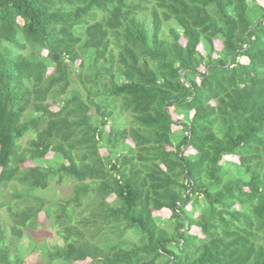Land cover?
<instances>
[{
	"label": "trees",
	"instance_id": "16d2710c",
	"mask_svg": "<svg viewBox=\"0 0 264 264\" xmlns=\"http://www.w3.org/2000/svg\"><path fill=\"white\" fill-rule=\"evenodd\" d=\"M0 197V264L42 211L55 264H264V0H0Z\"/></svg>",
	"mask_w": 264,
	"mask_h": 264
},
{
	"label": "rangeland",
	"instance_id": "374dc122",
	"mask_svg": "<svg viewBox=\"0 0 264 264\" xmlns=\"http://www.w3.org/2000/svg\"><path fill=\"white\" fill-rule=\"evenodd\" d=\"M261 1V0H259ZM182 43H184V39L181 40ZM215 47L216 49H221L222 44L219 40H215ZM242 61H246V58L241 57ZM51 71V69L49 70ZM54 109H57V106H53ZM175 117V116H174ZM175 129H178V125H174ZM30 135L25 136L21 142L22 144H25L26 141L30 138ZM102 154H106L105 150H101ZM51 155L48 154L47 157ZM227 159H237L234 156L226 157ZM32 165L30 161H26L23 163V166ZM13 185H17V182H13ZM69 185L62 183L60 185H53L52 188L47 189L44 193L39 192V195H43L47 198H50V200H55L60 197H63L67 195ZM8 190L11 191V187H8ZM114 197V195L109 197V201ZM1 200H4V197H0ZM155 215H160L163 218H167L170 216V211L168 209H163L161 211H155ZM11 222L10 214L6 210V208L2 207L0 208V223L2 224H9ZM38 222L39 226L35 229L28 230L27 233H24L21 239L18 240V244L20 245V251L18 252L15 249V245L11 244L10 248V254H19L20 258L24 260L26 264H55L54 261H51L50 258L47 255H43L41 245L53 248L54 246H60L64 244V239L61 235L58 234V226L56 222L53 220V218H46L43 211L39 213L38 216ZM191 232L193 233H199L197 227H193L191 229ZM10 237L9 231H7V240ZM53 246V247H52ZM60 264V263H59ZM73 264H90V259H86L85 261H77Z\"/></svg>",
	"mask_w": 264,
	"mask_h": 264
}]
</instances>
